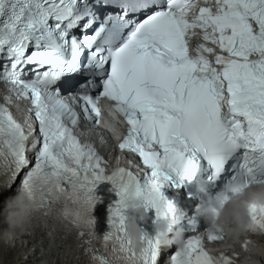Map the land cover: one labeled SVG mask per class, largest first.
<instances>
[{"label":"snow or ice","instance_id":"1","mask_svg":"<svg viewBox=\"0 0 264 264\" xmlns=\"http://www.w3.org/2000/svg\"><path fill=\"white\" fill-rule=\"evenodd\" d=\"M195 30L201 43L190 55ZM70 80L85 120L98 124L100 99L112 102L127 125L118 147L143 167L128 160L108 173L94 145L81 142L79 114L62 98ZM0 84V180L14 186L23 173L32 199L63 202L89 230L92 264H235L233 254L205 250V241L224 239L209 227L187 229L180 248L146 228L168 221L175 230L162 192L169 185L199 176L226 199L264 183V0H0ZM12 99L29 103L38 129L31 147ZM104 181L116 199L97 238L91 212ZM129 198L147 213L137 218L138 250L127 234ZM249 213V231L264 237V205Z\"/></svg>","mask_w":264,"mask_h":264},{"label":"clouds","instance_id":"2","mask_svg":"<svg viewBox=\"0 0 264 264\" xmlns=\"http://www.w3.org/2000/svg\"><path fill=\"white\" fill-rule=\"evenodd\" d=\"M134 198L125 201V207L130 214L127 222V234L135 249L141 247V231L137 218L146 217L147 213L138 206ZM264 205V183L250 184L243 189L230 192L227 198L207 195L203 203H198L194 212L201 217L212 230L222 233L224 239L234 243L241 238H249L251 218L250 206ZM33 199L26 190L17 192L8 197L0 209V239L11 245L13 240L27 232V211L34 208ZM155 231L160 234L161 244L164 247L183 246V232L177 227L169 234L168 223L161 221L156 224ZM241 264H261L264 260V241L254 240L242 250Z\"/></svg>","mask_w":264,"mask_h":264},{"label":"bare ground","instance_id":"3","mask_svg":"<svg viewBox=\"0 0 264 264\" xmlns=\"http://www.w3.org/2000/svg\"><path fill=\"white\" fill-rule=\"evenodd\" d=\"M0 264H33V256L23 242L16 241L14 245H9L0 239ZM261 264H264V260Z\"/></svg>","mask_w":264,"mask_h":264}]
</instances>
